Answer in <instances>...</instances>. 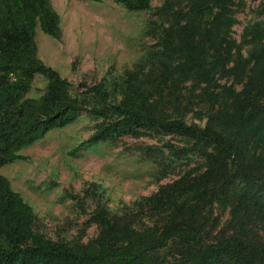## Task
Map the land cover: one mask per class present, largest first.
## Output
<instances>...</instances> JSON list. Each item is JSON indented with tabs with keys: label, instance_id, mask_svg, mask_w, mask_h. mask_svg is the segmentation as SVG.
<instances>
[{
	"label": "trees",
	"instance_id": "16d2710c",
	"mask_svg": "<svg viewBox=\"0 0 264 264\" xmlns=\"http://www.w3.org/2000/svg\"><path fill=\"white\" fill-rule=\"evenodd\" d=\"M113 1L131 13H152L156 19L147 36L162 46L152 48L118 79L81 82L74 93V84L38 55L37 24L46 35L62 38L61 16L51 0H0V169L27 161L21 151L85 113L102 121L76 149L157 130L208 141L214 152L200 151L207 169L200 178L164 186L119 213L96 199L99 186L90 184L97 203L90 221L99 232L85 243L55 241L42 233L33 207L0 172V264H169L171 257L176 264H264V242L251 230L221 228L212 235L202 212L206 202L215 201L232 183L259 177L240 151L245 143L264 139L263 24L247 26L238 43L231 36L235 0H165L155 8L151 0ZM37 75L46 79V92L28 98ZM216 75L234 78L243 88L222 87L231 103L205 127L189 124L182 113V81L210 86ZM194 151L198 149L182 148L175 155L182 159ZM188 190L192 202L183 198ZM252 208L264 221L262 204ZM153 210L158 220L149 224L147 215Z\"/></svg>",
	"mask_w": 264,
	"mask_h": 264
},
{
	"label": "rangeland",
	"instance_id": "374dc122",
	"mask_svg": "<svg viewBox=\"0 0 264 264\" xmlns=\"http://www.w3.org/2000/svg\"><path fill=\"white\" fill-rule=\"evenodd\" d=\"M165 0H151L152 7ZM52 7L61 16L62 38L55 39L43 33L37 24L35 39L39 58L74 84L90 85L103 78L113 81L133 70L148 51L159 49L160 40L147 36V28L155 16L150 12L131 13L113 0L90 2L83 0H51ZM264 0H235L236 23L231 36L243 41L247 26L262 23L264 37ZM243 53L247 56V50ZM217 84V86L215 85ZM47 81L37 75L28 98H39L46 92ZM207 85V84H206ZM181 83L182 113L189 124L205 127L216 118L224 104L231 103L221 93L222 87L237 91L243 84L234 78L214 76L212 85ZM102 120L83 114L75 123L55 129L29 148L21 151L27 161L17 160L0 169L12 188L20 193L37 214V227L48 238L69 243L88 242L98 235V227L90 221L96 208V199L119 213L145 196L158 194L160 188L184 179H198L207 169V159L201 150L214 152L206 140H187L157 130H141L124 136L115 143L88 144L87 140ZM212 124V122H211ZM196 147L197 151L179 159L175 152ZM241 159L255 166L252 173L258 179L232 183L213 202L203 209L207 229L216 234L221 228L235 232L240 227L251 230L253 237L264 242V221L252 206L264 207V139L262 143H245ZM99 186L96 199L88 191L90 184ZM88 194V195H87ZM186 201H194L191 190L184 193ZM251 207L246 205H251ZM203 205V204H202ZM252 212L251 217L246 212ZM164 215V214H163ZM157 221L155 210L147 215V222ZM169 264H176L173 257ZM224 264V263H223Z\"/></svg>",
	"mask_w": 264,
	"mask_h": 264
}]
</instances>
